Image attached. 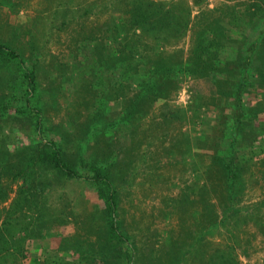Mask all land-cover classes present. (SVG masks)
<instances>
[{"label": "rangeland", "instance_id": "374dc122", "mask_svg": "<svg viewBox=\"0 0 264 264\" xmlns=\"http://www.w3.org/2000/svg\"><path fill=\"white\" fill-rule=\"evenodd\" d=\"M160 1L189 6L184 35L168 43L145 36L128 19L132 0H0V42L9 43L26 63L35 65L37 90L42 93L43 137L53 136L68 154L85 160L111 154L110 180L117 191L115 219L140 247L141 261L136 258V264H170L168 243H173L169 253L180 256V264L194 262L191 242L200 230L209 243L196 248L200 264H209L208 254L226 247L239 264H264V152L249 153L247 146L250 142L252 147H264V113L258 111L253 117L254 136L247 129L235 134L241 140L234 154L242 160L239 181L219 187V168L210 156L220 150L217 140L226 121L223 112L229 109L223 107L226 99L219 90L224 84L219 78L211 81L207 76L191 77L178 71L168 100H158L131 121L117 119L119 107L111 104L112 96L105 97L108 107L98 100L100 86L94 85L88 71L93 43L115 46L124 36L138 38L153 47L149 58L163 64L170 53L178 52L182 59L189 56L197 29L218 21L226 26L225 13L241 8L237 0ZM237 23L236 29L227 26V35L234 46L242 47L253 28L239 19ZM112 24L118 25L113 28ZM114 31L116 40L110 37ZM261 45L254 57L264 54V34ZM228 54L226 50L225 57ZM111 71L102 74L106 87L118 72L113 76ZM62 75L67 77L66 84L61 82ZM243 98L247 109L258 100L252 91ZM8 112L0 117V132L18 142L27 134L36 136L32 119ZM45 173L51 181L45 205L52 216L46 223L55 224L54 233L44 234L36 220L35 231L24 246L34 252L47 248L61 253L63 239L76 244L85 236L91 214L102 203L83 182ZM206 180L213 190H206L207 206L203 208L197 192ZM100 219L98 213L92 217L97 224ZM64 255L69 259L74 254Z\"/></svg>", "mask_w": 264, "mask_h": 264}, {"label": "trees", "instance_id": "16d2710c", "mask_svg": "<svg viewBox=\"0 0 264 264\" xmlns=\"http://www.w3.org/2000/svg\"><path fill=\"white\" fill-rule=\"evenodd\" d=\"M200 1L203 0H193L194 3ZM237 2L241 4L240 10H231L224 15L226 26L218 21L197 29L191 53L184 59L175 52L168 55L166 63L152 61L149 58L153 55L151 45L126 36L122 39L123 43L119 39L115 46H111L110 42L93 43L89 49L93 59H90L88 71L94 85L100 86L98 100L108 107L105 97L112 96L111 104L119 107L116 117L121 121H131L147 113L158 100L166 98L176 87L174 78L178 71L191 77L207 76L211 81L220 79L224 85L219 92L226 99L223 107L229 106V109L228 113L223 112L226 121L217 140L220 150L210 156L211 162L219 168V187L232 186L239 181L242 160L234 154L241 140L235 134L247 129L248 134L254 136L257 129L251 124L253 117L258 111L264 113V54L258 53L254 57L256 48L262 46L264 0ZM130 11L128 19L140 29V33L163 43L183 36L188 26L187 4L132 0ZM238 19L253 28L250 40L242 47L234 46L227 35V26L238 27ZM117 25L114 24L113 28ZM116 36L114 31L110 37L116 40ZM226 50L229 51L228 57L224 55ZM110 70L113 76L118 72L113 83L106 87L102 74ZM111 72L108 75H112ZM60 79L66 84V76L62 75ZM37 88L35 65L26 63L21 53L9 43L0 42V117L8 111L14 116L29 117L33 120L30 123L36 132V136L27 134L25 140L19 142L8 138L7 133L0 132V264H73L75 261L77 264H136V258L140 262V247L120 229L115 219L117 191L110 180L111 154L104 153L100 157L85 160L84 157L68 154L53 136L43 137L45 131L40 122L42 93ZM249 91L258 100L254 107L249 105L247 109L243 95ZM124 93L128 96H124ZM262 128L264 130V124ZM247 146L249 153H257L260 149L264 152L262 145L252 147L248 142ZM46 171L54 174L53 177L83 182L94 190L102 203L91 214L92 217L96 213L100 214V222L97 224L91 217L83 231L85 236L77 239L76 244L63 239L60 244L62 254L47 248L34 252L24 246L26 238L35 231L36 220L44 234L54 233L55 224L46 223L52 219L45 205V193L51 183ZM209 189L213 190L208 180L198 186L197 194L203 202V208L207 206L205 192ZM11 192L13 195L6 203ZM58 213L62 215V212ZM214 223L212 219L211 225ZM30 224H33L32 229L28 228ZM92 233L95 235L89 237ZM194 238L191 242V246L195 247L191 256L194 262L188 264H200L197 251L209 245L207 240H203L201 230ZM176 241L177 248L178 238ZM172 245L168 243L167 246L166 254L168 258L172 257L168 259L169 263L180 264L181 257L175 252L169 253ZM65 252L74 255L68 259ZM207 260L209 264H239L228 247L209 253Z\"/></svg>", "mask_w": 264, "mask_h": 264}]
</instances>
